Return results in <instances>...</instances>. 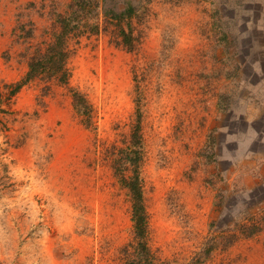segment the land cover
Here are the masks:
<instances>
[{
  "label": "rangeland",
  "instance_id": "374dc122",
  "mask_svg": "<svg viewBox=\"0 0 264 264\" xmlns=\"http://www.w3.org/2000/svg\"><path fill=\"white\" fill-rule=\"evenodd\" d=\"M71 1L0 0V264H129L112 163L138 117L149 263L264 264V229L233 238L264 217V0H97L67 39L65 83L14 93ZM128 2L131 49L103 29Z\"/></svg>",
  "mask_w": 264,
  "mask_h": 264
},
{
  "label": "trees",
  "instance_id": "16d2710c",
  "mask_svg": "<svg viewBox=\"0 0 264 264\" xmlns=\"http://www.w3.org/2000/svg\"><path fill=\"white\" fill-rule=\"evenodd\" d=\"M97 0H72L69 4L68 15L58 16V32L55 34L54 40L47 46L44 51L37 50L28 60V70L25 76L15 83L13 92H17L23 85L38 78L39 76H46L48 78L57 77L60 81L65 83L67 78V69L65 68L68 51L66 47L67 39L72 34L78 31L81 27V22L78 15L85 13L88 10H93L97 5ZM137 6L132 2H128L120 10L106 9L104 27H116L117 34L121 39V43L127 48L131 49L133 40L132 32L125 29V24L131 23V19L136 13ZM98 23L92 26V30L98 31ZM96 32V31H95ZM225 40V39H224ZM73 104L76 107L85 106L86 102L83 96L78 93H73ZM140 119H136V125L131 133L130 142L125 152L120 158H117L112 163L114 175L118 178L119 184L125 188L131 199V218L133 222L134 234V249L136 254L129 260V264H150V251L147 245V238L149 233V224L147 218L146 207L144 204L143 186L140 175V168L142 164V147L140 135ZM263 221H253L251 225H240L239 232L236 231L233 236L238 239L239 233L241 235L253 236L254 234L264 229ZM241 228V230H240ZM232 240V239H231ZM215 245L209 246L208 250H213ZM127 254V253H126Z\"/></svg>",
  "mask_w": 264,
  "mask_h": 264
}]
</instances>
